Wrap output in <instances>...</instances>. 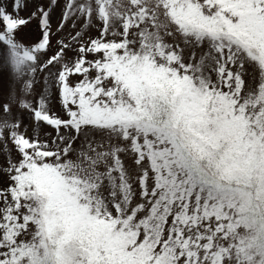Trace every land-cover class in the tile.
Returning <instances> with one entry per match:
<instances>
[{
  "label": "snow or ice",
  "instance_id": "6c2138e0",
  "mask_svg": "<svg viewBox=\"0 0 264 264\" xmlns=\"http://www.w3.org/2000/svg\"><path fill=\"white\" fill-rule=\"evenodd\" d=\"M0 264H264V0H0Z\"/></svg>",
  "mask_w": 264,
  "mask_h": 264
}]
</instances>
